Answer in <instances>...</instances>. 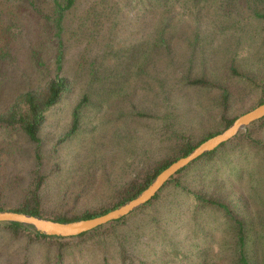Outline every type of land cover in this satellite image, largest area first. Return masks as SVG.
Listing matches in <instances>:
<instances>
[{"label": "rangeland", "instance_id": "1", "mask_svg": "<svg viewBox=\"0 0 264 264\" xmlns=\"http://www.w3.org/2000/svg\"><path fill=\"white\" fill-rule=\"evenodd\" d=\"M35 3L42 13L26 0H0V115L54 75L44 18L50 3ZM258 14L264 0H78L61 36V75L72 89L47 110L39 133L45 213L109 207L121 186L172 156L181 135L197 140L219 130L220 90L187 86L186 79L225 87L229 116L264 99V17ZM160 37L165 45L157 47ZM84 95L89 103L78 133L57 145ZM246 132L250 140L191 166L177 177L178 187L168 185L153 204L96 234L32 240L0 228V264H56L58 249L62 264H238L234 220L243 226L249 264H264V126ZM34 153L23 133L0 127L5 208L22 200ZM196 196L227 205L232 219Z\"/></svg>", "mask_w": 264, "mask_h": 264}, {"label": "trees", "instance_id": "2", "mask_svg": "<svg viewBox=\"0 0 264 264\" xmlns=\"http://www.w3.org/2000/svg\"><path fill=\"white\" fill-rule=\"evenodd\" d=\"M28 2V6L32 8L35 14L42 13L40 7L37 6L35 0H26ZM50 3L51 13L49 15L44 16L45 21L48 22L51 26V46H52V63H53V72L54 75L50 79H48L44 84H41L37 87V89H29L19 96L16 97L10 108L3 115H0V127L2 128H10L14 131L23 133L27 140L35 146V164L30 171V182L28 187L25 190L24 196L19 204L15 208L7 209L5 208L2 201V191L0 188V211H13L18 213L29 214L32 216H37L41 218H45L51 221L59 222V223H67L73 222L77 220H86L92 219L101 215L108 213L111 210L118 208L123 205L125 202L130 201L136 198L142 191H144L151 182L155 179V177L166 169L170 164L174 163L178 159L187 156L190 154L197 146H199L205 140L221 133L225 129H227L233 121L240 115H227L229 109V92L228 90L221 86L216 85L214 83L205 81L203 79H186L184 81L185 85L193 86V87H216L220 90V103L219 107L221 109L220 114V129L208 133L207 135H202L201 138L197 140H193L191 137H187L181 135L180 142L174 147L173 155L170 157H165L160 161L156 162L151 168H149L142 177H137L128 183L121 186L115 193L114 202L109 207H102L98 210L93 211H85L79 215H68L66 212H49L45 213L43 208V200L40 194L41 186L45 182V175L41 170V154H40V137L39 133L41 127L45 121V113L47 110L57 105L68 93H70L72 89V85L70 80L61 75L62 63H63V55H64V44L62 40V32L64 30L63 20L66 17V14L73 10L78 0H47ZM149 2H164L166 0H148ZM259 15V14H258ZM260 17H264V14L259 15ZM159 41V43H158ZM157 47L164 46L165 40L160 37L155 41ZM32 54L36 58L37 68H42L43 61L40 58L38 51H33ZM230 72L234 76L243 77L238 71L233 68H230ZM262 93L264 94V84L261 85ZM89 103V98L87 96H82L81 99L75 105L72 112V119L68 130L63 134V136L58 140L57 145H61L76 136L80 127V118L81 112L84 106ZM264 103V99H260L256 106ZM255 106V107H256ZM253 109V108H252ZM251 110V109H250ZM249 111V110H248ZM247 112V111H246ZM245 113V112H244ZM243 114V113H242ZM142 115H145L142 113ZM264 126V117L261 119L251 123L248 127L251 126ZM246 133L240 131L234 138L231 140L222 143L216 149L204 153L200 157H198L195 161L188 164L183 169L177 171L164 185L163 187L156 193V195L147 203L139 207L137 210L129 213L128 215L109 222L103 226H100L92 231L84 232L77 236L73 237H56V236H46L39 234L29 227H25L19 223H0V228L7 231V233L11 234L13 238H18L22 235L27 234L28 237L35 240H56V241H65V240H80L86 236H90L96 234L101 229L110 227L119 223L124 222L130 215L137 212L138 210L144 209L154 201H156L159 197V194L162 190L168 185H174L175 187L179 186V182L177 181V177L183 172L190 169L191 166H194L197 163H211L216 155L227 148L228 145H234L233 149L237 148L238 145L243 142L250 140L245 138ZM243 136V137H242ZM238 142H240L238 144ZM196 199L199 200L201 205L204 206H213L222 209L224 213L229 216L231 219V212L227 205L215 201L213 199H207L202 196H196ZM236 224V253L238 258V264H249L245 254V238H244V230L242 224L234 220ZM56 264H62L63 253L60 249H58V254L56 255Z\"/></svg>", "mask_w": 264, "mask_h": 264}, {"label": "water", "instance_id": "3", "mask_svg": "<svg viewBox=\"0 0 264 264\" xmlns=\"http://www.w3.org/2000/svg\"><path fill=\"white\" fill-rule=\"evenodd\" d=\"M264 117V103L254 107L253 109L238 116L233 123L221 133L205 140L197 146L190 154L182 157L170 164L166 169L160 172L151 184L142 191L136 198L125 202L118 208L109 211L108 213L86 220H77L67 223H59L45 218L32 216L29 214L18 213L13 211H0V223H19L31 230L46 236L56 237H73L84 232L92 231L109 222L118 220L129 213L137 210L139 207L150 201L163 185L177 171L183 169L191 162L195 161L204 153L216 149L222 143H225L234 138L240 131L246 128L253 122Z\"/></svg>", "mask_w": 264, "mask_h": 264}]
</instances>
